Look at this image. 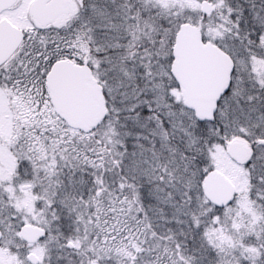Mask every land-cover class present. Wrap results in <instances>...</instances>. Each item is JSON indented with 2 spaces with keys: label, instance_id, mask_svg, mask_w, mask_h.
Listing matches in <instances>:
<instances>
[{
  "label": "snow or ice",
  "instance_id": "snow-or-ice-1",
  "mask_svg": "<svg viewBox=\"0 0 264 264\" xmlns=\"http://www.w3.org/2000/svg\"><path fill=\"white\" fill-rule=\"evenodd\" d=\"M0 264H264V0H0Z\"/></svg>",
  "mask_w": 264,
  "mask_h": 264
}]
</instances>
